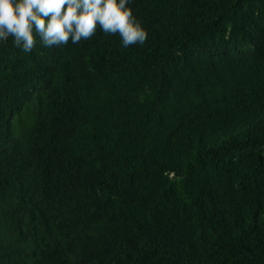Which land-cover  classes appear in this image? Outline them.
<instances>
[{"label": "trees", "instance_id": "16d2710c", "mask_svg": "<svg viewBox=\"0 0 264 264\" xmlns=\"http://www.w3.org/2000/svg\"><path fill=\"white\" fill-rule=\"evenodd\" d=\"M129 7L143 44L0 41V264H264V0Z\"/></svg>", "mask_w": 264, "mask_h": 264}, {"label": "clouds", "instance_id": "9594fccd", "mask_svg": "<svg viewBox=\"0 0 264 264\" xmlns=\"http://www.w3.org/2000/svg\"><path fill=\"white\" fill-rule=\"evenodd\" d=\"M131 0H0V41L29 53L37 38L45 47L73 44L100 31L119 34L127 48L143 44L147 32L133 15Z\"/></svg>", "mask_w": 264, "mask_h": 264}, {"label": "rangeland", "instance_id": "374dc122", "mask_svg": "<svg viewBox=\"0 0 264 264\" xmlns=\"http://www.w3.org/2000/svg\"><path fill=\"white\" fill-rule=\"evenodd\" d=\"M27 107V108H26ZM32 105H26L22 111L20 120L16 116L12 121V133L15 136H20L23 128L29 123V117L31 115Z\"/></svg>", "mask_w": 264, "mask_h": 264}]
</instances>
